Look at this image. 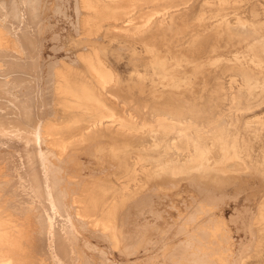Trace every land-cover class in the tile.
<instances>
[{
    "label": "rangeland",
    "instance_id": "374dc122",
    "mask_svg": "<svg viewBox=\"0 0 264 264\" xmlns=\"http://www.w3.org/2000/svg\"><path fill=\"white\" fill-rule=\"evenodd\" d=\"M20 1L16 2V11L24 18L19 28H27L32 36L29 40L24 38L26 52L21 60L24 64L20 65L21 71L17 68V85L11 88L20 94L16 97L18 105L21 100L28 105L26 115H29L21 118L24 122L20 119L18 123L15 120L17 124L13 122L29 129L35 125L39 114H45L55 122L49 129L50 141L66 145L60 156L48 153L47 158L58 168L54 172L62 180L59 186L66 192L68 209L79 231L75 243L76 262L174 264L169 257L171 249H166L165 245L178 241L181 225L178 209H186V204L192 207L195 203L197 208L201 202L194 200L210 194L213 198L206 197L205 203H208L206 208L212 210L195 209L196 215L199 213L196 223L208 224L221 212L234 236L236 258L241 256L242 264H264V227L256 219L264 205V168L251 166L244 170L237 161L233 170L223 172L213 166L220 158L216 156L217 159L210 158L209 169L187 175L163 171L144 178L140 162L134 166L137 169L134 177V167L127 168L126 152L121 150L122 142L128 140L103 125L92 126L89 121L67 123L66 115L53 100L50 84L51 67L61 59L71 62L78 53L97 49L117 74L116 85L107 89H100L87 78L90 87L106 104H115L119 110L124 109L125 114L140 110L136 116L142 124L154 120L146 107L173 111L167 115L176 118L178 108H186L183 105L188 102L194 109H184V115L196 125H206L203 140L210 154L221 152V142L236 139L242 150L250 151L255 160H262L264 128L257 133L249 125L256 117L264 120V59L257 54L264 41V0H100V11L89 22L99 26L97 34L92 35L94 40L85 39L80 32L79 0H40L35 7L32 0L31 6L29 0ZM10 5H7L10 12H5L12 15L9 14V23L14 19V5ZM240 19L244 22L242 28L238 23ZM132 25L139 28L131 30ZM230 26H239L245 33L231 34ZM74 64L79 68L80 79L87 76L82 63L75 61ZM23 66H28L26 72ZM243 72L253 87L237 109L231 101L237 91L247 87ZM33 75H36L34 79ZM26 76L27 79L30 76L33 83L28 82ZM27 82L30 88L37 83L36 87L30 89ZM2 86L0 95L3 91L4 95H9ZM222 90L227 93L226 98L221 96ZM260 95L262 98L257 100ZM6 101L4 98L1 105ZM11 106L16 109L15 105ZM32 114L37 119L32 117L30 121L28 117ZM8 122V126H14ZM24 134L31 135L26 131ZM19 136L20 149L31 144L33 147L31 139ZM131 141L135 144L130 147L134 160L140 154H154L144 147L146 141L139 134ZM42 146L45 148L46 142ZM6 147L2 144L0 149ZM34 157L31 161L35 166ZM146 166H152L149 160ZM73 196L76 202L72 201ZM147 197L152 200L151 209ZM75 206L84 211L81 218ZM109 211L115 223L114 234L102 221ZM206 212H210L209 215ZM133 233L138 234L137 241ZM24 241L31 242L32 236L25 237ZM39 263L52 264L43 260Z\"/></svg>",
    "mask_w": 264,
    "mask_h": 264
},
{
    "label": "bare ground",
    "instance_id": "6f19581e",
    "mask_svg": "<svg viewBox=\"0 0 264 264\" xmlns=\"http://www.w3.org/2000/svg\"><path fill=\"white\" fill-rule=\"evenodd\" d=\"M21 1L23 3V0ZM29 1L31 6V0ZM16 2L18 3L19 0H0V85H4L2 86L3 90L7 89L9 91V95L5 94V96L4 91L0 95V147L2 144L7 145L5 149H0V264H40L39 262L41 260L46 263L51 262L52 264H78L76 262L77 254L75 243L79 238V231L73 221L72 214L69 212L66 192L59 186L62 180L54 172L58 168L55 169V166L47 158L48 153H54L60 156L65 151L66 145L50 141L49 129L55 122L49 120L45 114H39L38 119L37 117L35 118V113V116L32 114L31 117L29 116L30 118L28 117L30 121L32 117L35 120L37 119L35 121L36 123L34 122L35 125H31L32 128L28 126L29 129H27L26 125L25 127L19 124L16 125L18 119L21 121V118L29 115V113L26 115L27 108H29L28 105L24 104L22 100L21 104L18 105L20 102H17L16 97L18 95L20 96V94L13 91L12 88L14 89L17 85L15 79L18 78L16 76H18L20 65L24 64L21 61L23 58L22 54L26 52V45H24V41L26 40L24 38L29 40L30 35L32 36V34H29L30 30L27 31V28H19V23H22L24 17L19 14V10L16 11ZM32 2L33 4L35 3V7L37 3H40V0H32ZM100 2V0H79L77 2L79 28L85 39L94 40L95 37L92 35L97 34L99 26L89 22L95 19L97 13L100 11ZM7 3L12 4V6L14 5L12 10V12L14 11V19H11V23H9L10 20L8 22L9 14L10 17L12 16L11 13L5 14L9 10V8L7 9V5H10ZM82 11L84 12L82 13ZM238 23H240L239 25L242 28L244 25L242 23L244 22L240 19ZM91 26H94V28ZM129 28L136 30L139 27L132 25ZM229 32L231 34H244L245 30L240 29L239 26H230ZM257 54L261 59H264V41L261 42ZM75 61L85 66L88 77L84 76L81 79L78 77L79 68L75 66ZM35 64L37 65L38 62ZM27 67L24 68L25 72ZM51 68L52 76L50 77V84L54 95L53 100L60 106L63 114L66 115L67 123L73 124L89 121L92 122V126L103 125L111 132L126 138L128 141L122 142L123 145L121 148L123 152H126V166L128 169H132L141 162V175L144 178H149L155 173L161 174L163 171L171 172L175 175H187L194 171L207 170L212 166L210 158L216 156L220 158L216 157L219 161L214 163L213 166L223 172L233 170L238 163L237 161H240L241 167L244 170L251 166L264 168V159L255 160L250 151L240 148L236 139L221 142V152L218 153L217 151V153H214L212 149L211 151L213 152L210 154V150L203 140V129L206 128V125H196L193 120H188L184 115V109L191 111L194 109L188 102L183 105L186 108H178L179 113L176 114V118L167 115L173 111L166 110L162 112L156 106L151 108L146 107L145 109L150 110L154 120L142 122V124L136 116L137 113L140 114V110L133 109L130 113L125 114L124 109L119 110L115 104H106L100 95L90 87L87 78L92 79L94 84H97L100 89H107L116 85L117 74L97 49H92L89 53L80 52L76 55V59L71 62H66L61 59L55 67ZM243 74L245 75L244 78L247 87L237 91L231 101V105L237 109L241 107V99L246 97L249 92H252L251 89L253 87L247 74L245 72ZM30 76L29 79L26 76L28 82L32 78L34 79L36 75H33L32 78ZM40 78L38 77V80H41ZM34 84L36 85L37 83ZM35 85L31 88L34 89ZM27 86L30 88V84ZM34 92L31 94H34ZM2 95L5 96L4 98L7 101L1 105L4 99ZM221 96L226 98L227 93L222 90ZM33 98V100L31 99L32 101L35 100V97ZM261 98L262 95L257 100ZM35 102L37 103V101ZM94 104L96 105L94 106ZM127 104L125 102L124 105L126 106ZM11 105H15L16 109H12ZM13 120L14 122L16 120L17 123L15 122L16 124H14ZM7 121H11L14 126H8L10 122L7 123ZM22 121L24 122V119ZM206 123L209 125L210 121ZM249 128L254 132L260 133L264 128V120L256 117L253 123L249 125ZM25 131L31 135L24 134ZM136 134H139V137L146 141L144 147L148 148V151L150 149L153 150L154 154L149 153L144 156L140 154L137 159H133L130 147L135 144H133L131 138L136 136ZM19 135H21V139H23V135L26 136L24 138L31 139L34 142L33 147L31 148V144V146L28 145L29 147L25 146L20 149L18 141ZM43 142H46L45 148L42 146ZM151 155L153 156L149 159L148 156ZM33 156H35V166L34 164L32 165L31 161ZM148 160L152 164L151 167L146 166V161ZM133 172L135 177V174H137L136 167H134ZM208 196L213 198L210 194L202 196L200 200H194L195 197L193 198L195 202H201V205L197 206L199 209L195 208L196 206L194 207L197 203L192 207L186 204V209H178L179 220L181 221L178 231V241H169L165 245L166 249H171L172 253L169 257L172 263L242 264L241 256L238 258L235 256V250L233 248L235 242L234 236L226 227L221 212L215 214L212 211L217 216H212L211 212L210 215L215 218L211 221L209 220L210 222L208 221V224H203L202 219L198 221L202 224L198 225L196 223V216L199 213L196 215L198 211L195 209H207L208 203H205V201ZM147 200L151 209L152 200L148 197ZM72 201L76 202L77 198L73 196ZM209 204H213V202H209ZM213 206L214 208L216 207L215 205ZM75 207L77 216L81 218L84 215V211L77 206ZM110 212L102 221L103 225L106 228H110L114 234L115 223ZM256 217L258 222L264 227V205L260 207L259 214ZM29 235L32 236V241H24V238ZM132 235L135 241H137L139 238L138 234L133 233ZM110 247H112V243ZM178 254L181 255L179 256ZM103 258L106 259V257ZM232 260H234V263H232ZM86 262L84 261L83 264H86Z\"/></svg>",
    "mask_w": 264,
    "mask_h": 264
}]
</instances>
